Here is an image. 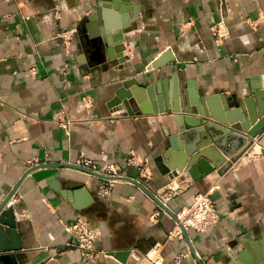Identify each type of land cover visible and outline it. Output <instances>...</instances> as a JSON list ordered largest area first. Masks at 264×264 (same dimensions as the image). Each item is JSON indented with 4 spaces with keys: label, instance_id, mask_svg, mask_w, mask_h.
I'll use <instances>...</instances> for the list:
<instances>
[{
    "label": "crops",
    "instance_id": "1",
    "mask_svg": "<svg viewBox=\"0 0 264 264\" xmlns=\"http://www.w3.org/2000/svg\"><path fill=\"white\" fill-rule=\"evenodd\" d=\"M127 5L133 18L124 23ZM116 20L121 29L135 24L118 65L106 43ZM221 21L229 37L218 46L211 27ZM71 29L68 52L61 34ZM135 79L144 86L132 88L131 113L113 106L117 91ZM184 91L192 103L208 96L221 106L227 95L252 97L259 111L264 0H0V202L19 185L9 205L21 247L6 253L8 260L174 264L187 252L182 264H264V131L255 138L233 132L247 140L228 141V148L241 147L220 170L197 179L186 168L174 176L168 162L185 153L192 135H183L195 129L174 111ZM131 153L149 159V181L128 164ZM81 157L117 164L118 177L140 179L160 198L174 185L165 203L175 214L218 185L213 198L221 221L206 231L188 229L185 240L171 238L176 216L138 185L107 179L113 192L102 198L98 186L106 179L62 166ZM79 216L99 234L91 263L68 246L74 238L66 226Z\"/></svg>",
    "mask_w": 264,
    "mask_h": 264
},
{
    "label": "water",
    "instance_id": "2",
    "mask_svg": "<svg viewBox=\"0 0 264 264\" xmlns=\"http://www.w3.org/2000/svg\"><path fill=\"white\" fill-rule=\"evenodd\" d=\"M118 1L119 0H115L116 3ZM127 1L129 2L130 0ZM130 8V5L123 7L125 11L123 16L124 23L130 22L133 18ZM102 13L103 12H100V16H102ZM105 15L107 16V12ZM111 24H108V26ZM112 25L113 39H108L106 43L108 46L109 58L114 61V65H118L120 63L119 58L123 59V54L126 49V45H124L126 34L135 28V24L121 29V22L116 20ZM108 26L106 31L109 32ZM124 85V88L117 91V97L114 99L112 105L117 106L119 104H124L128 112L131 113L129 110L130 99H133L135 96L132 88L134 87L135 90L136 85L141 87L144 85L140 84L136 79L127 81ZM261 94L264 95V93H258L256 97H259ZM184 95L185 99L183 106H177L174 111L181 115V118L185 122L186 129H195L183 135L184 138H186L187 135H192V140H188L185 144V153L179 154L177 159H171L168 162L169 168L172 170L174 176H177L178 172H183L186 168L194 177H197V179L207 176L216 170H220L227 163L228 159L233 158L234 154L241 147V145H234L232 148H228V141L232 142L235 137L241 138L243 142L247 140L246 137H240L233 132L241 131L245 133L247 137L255 138L264 131V105L260 106L257 112L252 97H245L243 101L239 102L235 100L234 96L227 95L222 100L221 106L216 102L217 97L202 96L198 102H195L197 104H195L190 101L186 91H184ZM195 106L197 108H195ZM231 109H233V111H230ZM194 113H197L203 119H191L192 117H190V115ZM212 119L214 121H219L221 126H225L226 128L219 127L211 121ZM226 133L229 136L228 139L225 138ZM187 139L188 138H186V140ZM262 153L264 155V149H262ZM62 166L80 169L103 179L115 178L72 164H62ZM199 166L203 167L204 170V173L200 176L195 174V170H197ZM116 178L126 179L138 185L156 199L165 210L176 216L166 203L152 193L139 180L130 177ZM18 186L0 202V264H17L8 260L9 258L7 257L9 255L6 253L21 249L18 243L20 237L18 228L19 220L15 213L14 205H9Z\"/></svg>",
    "mask_w": 264,
    "mask_h": 264
},
{
    "label": "built area",
    "instance_id": "3",
    "mask_svg": "<svg viewBox=\"0 0 264 264\" xmlns=\"http://www.w3.org/2000/svg\"><path fill=\"white\" fill-rule=\"evenodd\" d=\"M211 31L215 37V42L218 46L223 44L224 40L229 37V30L224 21H221L211 27ZM76 29L66 30L61 34L63 43L69 52L72 41L75 37ZM70 122L64 123L67 128ZM128 164L137 168L141 177L149 181L151 179L150 161L146 158H141L136 153H131L128 158ZM73 165L90 169L94 172L104 174L109 177H118L120 174V167L115 163H107L95 160L90 157H81ZM140 182L142 180L138 179ZM113 180H104L98 186V195L102 198L109 197L113 192ZM218 188L215 185L213 189L197 193L189 205L184 206L176 213V225L171 232V238L185 240V231L188 229H195L197 231H206L221 221L220 212L216 206L213 198V190ZM177 191V188L169 184L161 193V200L165 203L166 199L170 198ZM159 214L158 212L156 215ZM68 232L73 236L74 240L68 246L78 249L81 254L83 263L94 262L97 257V242L99 239L98 232L92 227L90 221L84 217L79 216L73 223L66 226ZM189 256V253L182 252L175 258L174 264H182L183 260ZM47 264V263H42ZM154 264H162L160 259L156 260ZM198 264V263H195Z\"/></svg>",
    "mask_w": 264,
    "mask_h": 264
}]
</instances>
